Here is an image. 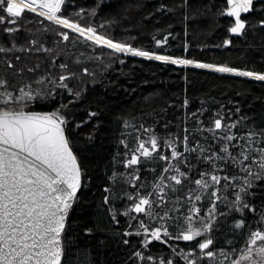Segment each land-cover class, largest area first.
<instances>
[{
    "label": "snow or ice",
    "instance_id": "1",
    "mask_svg": "<svg viewBox=\"0 0 264 264\" xmlns=\"http://www.w3.org/2000/svg\"><path fill=\"white\" fill-rule=\"evenodd\" d=\"M128 5L129 0H89L87 7L81 0H0V53H13L6 67L22 78L15 84L7 75L0 77V264H98L91 249L80 244V235L93 237L96 228L77 213L89 203L99 167L94 149L102 111L89 107L87 120H77L75 112L113 63L140 58L264 82V71L255 67L170 54L176 34L168 29L152 35L151 47L136 44L126 27L114 34L130 23ZM136 6L141 7L139 0ZM156 11L180 13L185 37L192 23L209 15L231 18L232 36L264 30V0H173L171 7L162 3ZM26 14L40 18L39 37L22 23ZM22 31L28 32L23 42ZM52 35L58 37L55 49L45 46ZM61 41L65 46L82 41L95 59L81 53L73 62L84 66L71 71L68 63H57ZM232 44L227 38L216 47ZM189 46L186 40L185 53ZM26 51L50 53L51 67L60 73L23 63L15 53ZM89 63L101 67L99 78ZM239 103L226 112L223 106L214 110L205 123L208 109L202 102L188 111L186 96L182 133L171 130L176 117L151 104L139 118L123 113L117 118L136 135L121 131L116 137L99 207L116 224L120 215L127 217L121 244L131 247L132 236L139 240L116 264H264V124L242 112ZM93 118L94 130L82 137L78 130ZM161 120L162 135L156 131ZM157 244L170 252H154Z\"/></svg>",
    "mask_w": 264,
    "mask_h": 264
},
{
    "label": "trees",
    "instance_id": "2",
    "mask_svg": "<svg viewBox=\"0 0 264 264\" xmlns=\"http://www.w3.org/2000/svg\"><path fill=\"white\" fill-rule=\"evenodd\" d=\"M89 0H81V4L87 7ZM206 2V0H205ZM219 3V0H214ZM141 7H137V0H129V8L131 16L130 23L124 25L116 31L119 35L126 27L130 30L131 35L135 36V43L145 47L153 46L152 35L162 32L164 29L173 31L176 34L175 39L170 38L168 48L170 54L178 56H187L206 62L228 63L231 66L248 68L255 67L257 70L264 71V61L261 56L264 55V30L260 28L246 30V36H232L228 31L229 20L231 18L221 17L219 20L214 19L211 15L204 19H198L188 28L189 35L184 36L183 30L185 24L183 18L178 12L160 13L156 10L160 4L167 3L169 7L173 5V0H139ZM179 3V0H175ZM156 13L150 17L149 13ZM27 19L22 21L26 29L34 30L37 36H40V25L37 21L40 19L34 14H26ZM30 21V22H29ZM47 23V22H45ZM169 25L171 27L169 28ZM28 35L27 31H22L21 42ZM127 38V37H124ZM227 38L232 39L233 44L227 47H216L222 45ZM58 37L52 35L45 43L50 49H55V41ZM189 42L188 51H183L185 41ZM60 48L63 54L59 55V62L69 64L71 71L79 73L84 66L73 62L74 57L84 54L86 59H95V54L91 49H86L81 41L79 45L68 44L67 46L61 41ZM97 51H100L97 49ZM105 54L107 49L103 50ZM16 55L23 57V63L28 66L40 64V72L45 70L52 71L53 74L60 73L58 67L52 68L51 54L46 52H16ZM6 59H13V53H0V77L7 75L10 81L15 84L22 83V78L13 75V71L6 67ZM20 66V62H17ZM88 66L94 69L98 78L101 73V67H97V63H89ZM26 77L31 73H26ZM187 77V80H185ZM73 83H78L73 81ZM239 93V95L237 94ZM187 96L189 99L188 111H195L201 107V103L206 109L203 119L208 123V117L212 115L214 110H223L236 107V101L242 112L247 113L256 119L258 124H264V82L254 81L251 78L236 77L233 75L219 74L211 70L195 69L189 67L187 69L168 64L164 65L160 62L147 61L140 58H128L127 63L121 65L118 62L103 72V82L95 85V90H90L87 99L83 101L76 112L77 120H87V111L90 107L95 110L99 107L102 115L99 119L103 122L101 128L96 132V163L99 167L95 168V179L91 185L90 191L86 199L89 201L85 205L83 212H78V219H85L90 226H95L96 232L93 237L80 235V244L91 249L94 259L98 264H116L118 258H124L136 246L139 237L132 236L129 239L132 245L124 246L120 243L121 233L127 228V217L120 215L119 224L110 220L105 214L104 209L99 207L102 204L103 188L101 184L106 183L105 165L116 151V137L121 131L131 132L136 135L133 129H123L118 121V117L128 114L129 117L135 116L139 118L142 110L147 111L151 104L157 111L164 110L168 115L176 117L170 125L174 132L182 133V125L180 118L184 113L182 108L183 100ZM149 97V100H145ZM97 101L100 103L97 104ZM231 115V114H230ZM239 114L233 115V119ZM85 123L78 133L82 137L94 130L95 120ZM189 124L192 117L188 118ZM151 122V120H149ZM161 120L156 131L159 134L164 133ZM146 138V137H145ZM95 167V164L93 165ZM152 182L151 174L146 177ZM127 187V185H125ZM135 224V221H133ZM231 235V233H229ZM105 243L101 244L100 241ZM184 247L186 242H177ZM241 247L243 244L241 243ZM162 254H167L170 249L164 245H158L154 248Z\"/></svg>",
    "mask_w": 264,
    "mask_h": 264
}]
</instances>
